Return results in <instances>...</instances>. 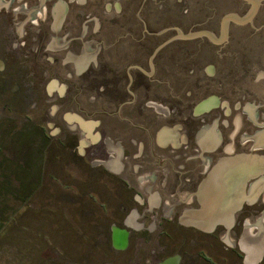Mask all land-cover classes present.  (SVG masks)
<instances>
[{
  "label": "flooded vegetation",
  "instance_id": "flooded-vegetation-1",
  "mask_svg": "<svg viewBox=\"0 0 264 264\" xmlns=\"http://www.w3.org/2000/svg\"><path fill=\"white\" fill-rule=\"evenodd\" d=\"M0 161L65 264H264V0H0Z\"/></svg>",
  "mask_w": 264,
  "mask_h": 264
},
{
  "label": "rangeland",
  "instance_id": "rangeland-1",
  "mask_svg": "<svg viewBox=\"0 0 264 264\" xmlns=\"http://www.w3.org/2000/svg\"><path fill=\"white\" fill-rule=\"evenodd\" d=\"M10 162L12 170L4 171L0 161V264H65V251L72 260L87 258L88 251L74 231L79 218L65 210L70 211L65 220L64 201L55 205L47 196L30 198V183L12 177L15 163ZM20 184L26 185L24 194L19 191ZM35 201L42 210L32 209ZM45 206L50 210H44Z\"/></svg>",
  "mask_w": 264,
  "mask_h": 264
},
{
  "label": "water",
  "instance_id": "water-1",
  "mask_svg": "<svg viewBox=\"0 0 264 264\" xmlns=\"http://www.w3.org/2000/svg\"><path fill=\"white\" fill-rule=\"evenodd\" d=\"M237 158L251 159V160H255V161L258 159V157H256V156H241V157H237ZM254 162L250 163V165L254 164ZM248 164L249 163H247V166H248ZM252 176H254V173H249L247 171L246 175H245V179L247 180ZM203 211H201L200 213H197V214L194 213L193 215L192 214L188 215L187 217H185L184 221L188 225L195 226L204 232H211L215 228V226L218 223L223 222V220H232L233 215H234L236 210H219L218 212H216L214 214V216H213L214 219H212V221H206L205 217H204V219H203V217H200L204 213L206 214L205 210H203ZM165 264H178V258L177 259L176 258L170 259V260L166 261Z\"/></svg>",
  "mask_w": 264,
  "mask_h": 264
}]
</instances>
